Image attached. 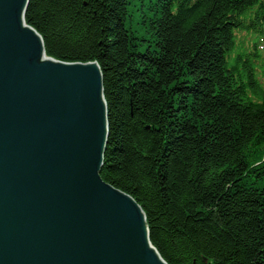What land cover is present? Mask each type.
<instances>
[{"label":"trees","instance_id":"1","mask_svg":"<svg viewBox=\"0 0 264 264\" xmlns=\"http://www.w3.org/2000/svg\"><path fill=\"white\" fill-rule=\"evenodd\" d=\"M144 3L29 0L25 21L54 59L98 62L100 177L162 259L264 264V0Z\"/></svg>","mask_w":264,"mask_h":264},{"label":"water","instance_id":"2","mask_svg":"<svg viewBox=\"0 0 264 264\" xmlns=\"http://www.w3.org/2000/svg\"><path fill=\"white\" fill-rule=\"evenodd\" d=\"M28 5L0 0V264H166L141 208L100 177L102 73L40 61L19 31Z\"/></svg>","mask_w":264,"mask_h":264},{"label":"bare ground","instance_id":"3","mask_svg":"<svg viewBox=\"0 0 264 264\" xmlns=\"http://www.w3.org/2000/svg\"><path fill=\"white\" fill-rule=\"evenodd\" d=\"M131 2V4H133V5H137V7H139L140 5V9H141V11H143L144 12V14H146V11L144 10V6L146 7L147 5L144 3V1H146V0H128V2ZM28 9V8H27ZM27 9H23V10H19V31L20 32H26L25 31V29H29L32 33V36H33V38L34 39H36V40H40V43L42 44V48H43V53L41 54L40 53V55H39V57L41 56V59H40V61H54L55 60V62L57 61V62H62V63H67V64H80V63H96V66H97V68H98V70L101 72V70H100V67H99V64H98V62L97 61H90V62H63V61H59V60H56V59H54L48 52H46V50H45V47H44V41H43V38H42V36L38 33V31H37V29H36V27L34 26H30V25H28L27 23H26V21H25V15L27 14ZM29 33V32H28ZM131 33H133L134 34V32L131 30ZM143 34H141V35H139L138 37L140 38V39H145L143 36H142ZM85 36H87V38L88 39H90V40H93V38L92 37H89L88 35H85ZM102 73V72H101ZM103 101L105 102V100H104V97H103ZM106 105V104H105ZM108 135H109V131H108ZM261 150H262V152H261V157L260 156H252V157H249V160L250 161H259V164L261 165V164H264V143H262L261 144ZM102 182H104L103 180H102ZM105 183V182H104ZM107 184V183H106ZM111 186V185H110ZM112 187V186H111ZM112 188H114V187H112ZM115 190H117V191H120V190H118V189H116V188H114ZM123 194H125L124 192H122ZM125 195H127V194H125ZM130 197V196H129ZM132 199V198H131ZM133 200V199H132ZM142 210V209H141ZM145 216V215H144ZM147 225V224H146ZM147 229H148V227H147ZM148 240H149V242H150V239H149V233H148ZM150 244H151V242H150ZM152 245V244H151ZM152 247L154 248V246L152 245ZM155 249V248H154ZM156 250V249H155ZM158 253V252H157ZM159 254V253H158ZM160 256V255H159ZM161 257V256H160ZM162 258V257H161ZM165 262V261H164ZM203 262H204V264L207 262V259H205V258H203ZM166 263V262H165ZM167 264V263H166Z\"/></svg>","mask_w":264,"mask_h":264},{"label":"rangeland","instance_id":"4","mask_svg":"<svg viewBox=\"0 0 264 264\" xmlns=\"http://www.w3.org/2000/svg\"><path fill=\"white\" fill-rule=\"evenodd\" d=\"M137 10V9H136ZM137 204V203H136ZM138 205V204H137ZM143 212V211H142ZM146 220V219H145Z\"/></svg>","mask_w":264,"mask_h":264}]
</instances>
